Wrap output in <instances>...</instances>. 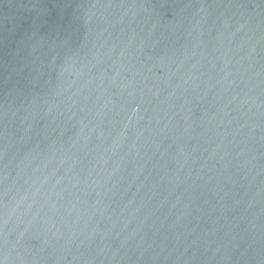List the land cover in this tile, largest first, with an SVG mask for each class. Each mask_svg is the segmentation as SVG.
Wrapping results in <instances>:
<instances>
[{"label": "water", "instance_id": "water-1", "mask_svg": "<svg viewBox=\"0 0 264 264\" xmlns=\"http://www.w3.org/2000/svg\"><path fill=\"white\" fill-rule=\"evenodd\" d=\"M0 264H264V0H0Z\"/></svg>", "mask_w": 264, "mask_h": 264}]
</instances>
